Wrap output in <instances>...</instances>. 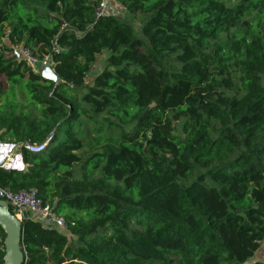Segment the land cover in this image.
Segmentation results:
<instances>
[{
	"label": "trees",
	"instance_id": "trees-1",
	"mask_svg": "<svg viewBox=\"0 0 264 264\" xmlns=\"http://www.w3.org/2000/svg\"><path fill=\"white\" fill-rule=\"evenodd\" d=\"M115 1L126 14L0 0V76L39 110L4 101L0 138L47 141L23 150L25 171L0 169V186L35 189L65 222L24 221L23 264H264L251 261L264 240V0Z\"/></svg>",
	"mask_w": 264,
	"mask_h": 264
},
{
	"label": "built area",
	"instance_id": "built-area-1",
	"mask_svg": "<svg viewBox=\"0 0 264 264\" xmlns=\"http://www.w3.org/2000/svg\"><path fill=\"white\" fill-rule=\"evenodd\" d=\"M110 0H99L97 13L107 12ZM11 54L17 60H23L33 70L35 66L43 67L46 58L39 60L22 44L11 47ZM47 141L30 143L28 141H12L0 138V169L4 171L23 172L27 164L24 161L23 150L38 153L45 150ZM0 199L8 205L10 212L21 222L34 221L44 227L63 228L65 225L61 215L56 214L52 207L44 203L33 188L12 191L0 186Z\"/></svg>",
	"mask_w": 264,
	"mask_h": 264
},
{
	"label": "rangeland",
	"instance_id": "rangeland-1",
	"mask_svg": "<svg viewBox=\"0 0 264 264\" xmlns=\"http://www.w3.org/2000/svg\"><path fill=\"white\" fill-rule=\"evenodd\" d=\"M113 1V7L110 9L109 5L107 7V12L111 11L114 14H118V15H124L126 14L123 9L122 6L117 3L115 0H110V2ZM128 20H130V18H127ZM133 21V28H134V32L135 34L139 37L141 36V33L138 32L139 28V21L134 19ZM104 55H101V57H99L96 61V63H94V65L92 66L90 72L88 73V75L86 76V81L90 80L91 76H93L94 74H96V72H98L99 70H101L102 66H104V57L108 54V51H104L103 52ZM35 71L40 72L41 68L40 66H35L34 68ZM18 102L20 103V108L25 109L31 116H37L39 113V110L37 107H33L31 106L30 103H28V99L27 96L25 95V90L22 87H15V88H10L8 83L5 81V79L0 76V105H2L4 103V101H6V103H10V102ZM23 105V107H22ZM89 133V137H88V141L91 139H94L96 135L93 131H88ZM107 133H111V131H108ZM102 135V134H101ZM86 140V141H87ZM89 148V146L87 145V143L85 144V147L82 151V154L84 152L87 151V149ZM264 260V240L261 242L259 248L257 249L255 255L253 256V258L251 259V261H262Z\"/></svg>",
	"mask_w": 264,
	"mask_h": 264
},
{
	"label": "water",
	"instance_id": "water-1",
	"mask_svg": "<svg viewBox=\"0 0 264 264\" xmlns=\"http://www.w3.org/2000/svg\"><path fill=\"white\" fill-rule=\"evenodd\" d=\"M39 74L43 79L60 82L50 61L46 60ZM0 227L4 231V264H23V250L20 245L22 223L10 212L8 205L0 199Z\"/></svg>",
	"mask_w": 264,
	"mask_h": 264
},
{
	"label": "crops",
	"instance_id": "crops-1",
	"mask_svg": "<svg viewBox=\"0 0 264 264\" xmlns=\"http://www.w3.org/2000/svg\"><path fill=\"white\" fill-rule=\"evenodd\" d=\"M113 4H114L113 1L109 2V7H110V9L113 7ZM108 12H109V13H112L111 11H108Z\"/></svg>",
	"mask_w": 264,
	"mask_h": 264
}]
</instances>
